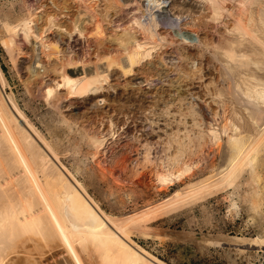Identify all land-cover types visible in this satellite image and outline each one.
<instances>
[{
  "label": "bare ground",
  "instance_id": "6f19581e",
  "mask_svg": "<svg viewBox=\"0 0 264 264\" xmlns=\"http://www.w3.org/2000/svg\"><path fill=\"white\" fill-rule=\"evenodd\" d=\"M71 1L76 4V17L82 18L76 19L68 33L73 45L68 44L66 52L57 43L35 35L29 18L13 27L7 22L3 24L7 37L2 44L11 51L13 61L32 37L38 40L46 60L59 61L61 53L67 55L66 63L52 67L56 76L48 79L43 76L47 69L42 63L35 64L47 104L51 108L58 106L56 89L64 90L70 99H96L101 96L104 83L108 84L111 78L139 74L137 68L150 64L154 56L157 60L153 69L163 72L165 65L177 68L171 63L175 57L191 61L187 72L177 74L178 79L190 80L201 71L193 60L207 53V65H217L216 78L221 82L211 93L220 109L221 121L218 129L208 128L205 136L212 146L218 144L220 135L226 136L225 165L213 177L198 180L159 203L112 219L100 210L81 183L59 165L57 153L26 119L15 100L4 96L6 82L0 70V264H166L137 246L127 230L153 215L230 188L233 195L242 186L250 187V209L256 210L260 205L258 184L264 170V0ZM196 13L204 15L203 19L211 21L214 27L222 26L215 31L216 37L198 34L209 23L199 21ZM45 17L48 29H61L51 18L54 15L48 13ZM182 19L186 20L181 22ZM172 27L189 28L195 33L194 38L180 39L196 48L195 57L184 55L186 48L176 47L169 32H160ZM86 34L95 39L107 36L109 49L98 56L93 73L71 78L64 69L89 65L82 62L84 50H73ZM168 46H173L171 55L175 57H163ZM61 117L67 126L76 122L73 116L68 117L71 123ZM200 138L203 136L198 134L197 139ZM88 141L95 149L102 143L95 135H90ZM190 143L191 140L178 143L168 169L152 170L149 181L166 188L174 179L192 172L198 162L189 155L188 161L181 160ZM192 146L199 148L200 144ZM192 155L198 157V152ZM261 185L264 190V182ZM231 206L237 208L234 202ZM201 238L202 249L216 246L221 240ZM234 240L244 241L242 237ZM248 243L264 247L263 238H252Z\"/></svg>",
  "mask_w": 264,
  "mask_h": 264
},
{
  "label": "rangeland",
  "instance_id": "374dc122",
  "mask_svg": "<svg viewBox=\"0 0 264 264\" xmlns=\"http://www.w3.org/2000/svg\"><path fill=\"white\" fill-rule=\"evenodd\" d=\"M48 13L55 16L51 18L57 26H62L61 29H48L45 17ZM201 13L195 14L199 21L204 16ZM76 14V4L71 0H0V70L6 82L2 92L15 100L26 119L51 145L68 176L81 183L104 214L120 219L220 171L226 160V136L220 135L216 146L205 136L208 128L218 129L221 121L220 109L214 102L216 98L211 96L221 82L216 78L217 65H207V53L193 60L201 71L190 80L178 79L177 74L187 72L191 61L177 59L171 55L173 46H168L163 57H175L171 63L176 69L170 65L163 67L165 72L153 69L157 60L154 56L151 66L137 68L139 74L131 78H111L108 84L104 83L101 96L96 99H70L64 90L56 89L54 96L58 98V106L51 108L47 104L35 64L42 63L47 69L43 76L48 79V76H56L52 67L66 63L67 55L61 53L59 61L46 60L40 53L38 40L32 37L28 44L22 45L23 51L13 61L11 51L2 44L7 37L3 24L7 22L13 27L29 18L35 35L57 43L59 49L66 52L73 41L68 40V33L79 18ZM206 22L209 23L206 29L198 33L202 37L210 38L222 29L221 25L214 27L211 21ZM160 32H169L176 47L186 48L184 55L196 56L195 47L180 42L181 38L195 37L191 29L172 27ZM106 37L95 39L86 34L79 38V45L73 50H84L82 62L89 65L83 69L80 66L64 69V72L71 78L93 73L98 56L109 49ZM61 116L68 121V117L73 116L76 122L69 121L71 125L67 126ZM198 134L203 139L198 140ZM90 135L102 140L99 148L89 143ZM188 140L194 145L200 144L195 148L190 143L181 157L182 161H188V155L194 158L198 162L194 170L174 179L166 188L149 181V172L168 169L177 144H187ZM192 152H198V157ZM259 181L261 202L256 210H251L248 202L250 187L242 186L233 195L230 188L153 215L128 229V236L137 246L166 264H264V247L248 243L252 238L264 239V190L261 185L264 170ZM201 236L221 237V240L216 246L202 249ZM235 237H242L244 241L234 240Z\"/></svg>",
  "mask_w": 264,
  "mask_h": 264
}]
</instances>
